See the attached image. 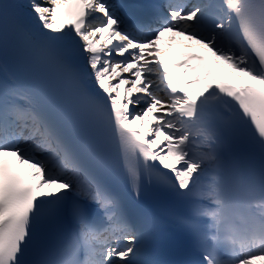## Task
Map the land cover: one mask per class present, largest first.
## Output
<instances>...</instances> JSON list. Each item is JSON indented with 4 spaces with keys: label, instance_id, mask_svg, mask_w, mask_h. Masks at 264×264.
I'll return each instance as SVG.
<instances>
[{
    "label": "bare ground",
    "instance_id": "obj_1",
    "mask_svg": "<svg viewBox=\"0 0 264 264\" xmlns=\"http://www.w3.org/2000/svg\"><path fill=\"white\" fill-rule=\"evenodd\" d=\"M60 1L62 0H53V2L51 3H46L47 0H21L16 4L17 10L23 16L25 22L30 26V31L33 37L36 40L41 41L50 52L57 54H61L64 43L69 42L73 38L71 30L64 28L67 19L62 15L61 7L59 6ZM86 1H88V3L94 4L103 3L104 0ZM35 7L36 9H34ZM59 20H62V23L64 24L63 27L61 26ZM164 32L166 33L157 35L154 39L148 40L146 43H143L142 46H136L132 48L131 53L136 54L135 60L137 63L136 65H138L137 68L126 67V65L120 68L118 66L116 69L111 70L102 68L103 70H105V76H115L117 78H115V80H113L112 82H105V78L101 79V82L96 87V89L101 95V98H108L112 101H115L121 107V112H119V114L125 125L139 131V126L135 122H133V120H131L130 114L133 112H130L128 101L131 98V95L133 97L134 95L140 96V94L134 92L137 89L132 87L133 83L130 84L129 88L125 90L123 81H125L127 77H130V79L133 78L138 81L137 69H140V67H144L140 65H149V68L152 69H148V71L152 72H144L142 73V76L150 75L151 77H153V82H155L158 75V70L155 67V63L156 56L160 50V47L170 46L175 41L181 40L183 38V35H186L184 37H186V40H189L190 43H203L201 45H203L205 49L210 51L215 58H219L221 61L227 60L229 67L223 66L219 72V77L221 79L230 81L240 93L251 94L258 89L260 83L257 81V79H253L249 77L248 74H245V72H252L254 64L253 61H251V57H253V55L249 52L248 47L234 48L233 45L227 47V49H222L216 44L211 43L210 40L205 37H200V39H204L202 42H200V39L198 37L203 36L201 34L202 32L199 30L190 29L189 26L183 24H176L171 31ZM75 40L76 39L74 38V41ZM240 50H243L244 54L241 56H237L236 52ZM124 52H126V49L120 51V54ZM113 57L115 58V56ZM248 58L250 59V61L248 60ZM141 60H145L146 63H141ZM238 67H241V69L243 70L241 72L243 75L238 76L236 74V71H239L237 70ZM130 71H132V74L130 73ZM88 72L90 73L91 70L88 69ZM113 73L115 74L113 75ZM115 81H119L120 86H122V92H120L118 96L116 95L117 93H115L116 91L111 90V87ZM127 84H129V82H127ZM144 87L147 90V94L151 97V95L153 94L152 88L149 86V84H146V86ZM131 89H133L132 93L127 91H131ZM123 102L127 104L124 110ZM0 104L7 105L14 110H16L18 107H25L27 110H30L31 113L35 115L36 118H38V120L46 119L42 109L36 103L34 98L25 90L23 86H21L12 78L10 72L3 62L1 55ZM153 105L154 107L150 110V114H168L169 116H171V120L175 122L176 127L174 131V138L176 139L175 142L178 144L181 143L180 148H173L172 146H170L164 149V147H161L158 143H153V145L151 146V144L149 143V130L147 132L143 131L142 133H140L142 140L147 145L151 146L157 166L165 172L172 173L173 176L176 177L177 181L185 186L191 185L195 182L205 184L208 196V201L206 203L207 210L212 213L214 217H221L225 212L226 203L224 200L225 195L220 191L219 185L220 177H222L225 173L227 165L223 164L221 161H217V159H214L212 155L215 143L214 139L208 136V133L215 127H211L198 137H194L195 131H189L183 128V123L179 119V113L174 104L167 105L162 102H157ZM135 108L133 109L134 111H136ZM230 115L234 116L233 113H231ZM44 124L48 125V122H45ZM199 126H204L207 128V120L200 121ZM55 135L56 137L54 138L60 141L59 151L62 154L61 158L63 159L64 157H66V160L63 159L65 161L63 168L64 173L68 175L69 172H71L75 174L73 175L72 179L81 178L82 181L88 183L89 177H86L81 172L82 165L76 158L72 146L70 144H67L59 135V133ZM1 140H4V134H0V141ZM30 140L31 138L29 137L26 141H28V143L30 142V145L32 147L34 140ZM190 145H192L193 148L201 146V150L205 152L206 158L209 160L206 166L200 167V165L198 164L194 167L189 168L180 163L182 158H188L189 151H187V148ZM7 154L15 156L19 155L20 152L19 150L2 152L0 153V158ZM26 163L30 168L31 175L39 188V195L42 197L51 198V196H54L62 192L63 190L69 189L73 186V184L68 181H62L58 177H54L55 173L51 171L46 172V168H43L44 163L42 161L31 160ZM49 166H51V164ZM59 167H63V165L58 166L57 168ZM198 168H200V170H198ZM180 172L185 175H180ZM77 173L82 174L77 175ZM245 219L247 222L246 226L251 229L264 227V200L259 201L256 206L246 214ZM2 222L3 219L0 214V224ZM247 241L249 242L243 244V252H246L247 249L251 246L256 245L252 238ZM115 243L116 244H114L113 246L106 247V260L111 261L109 264H123L120 259L128 254L127 250L131 247L125 246L124 244L126 242L121 243L116 241ZM260 258H248L241 264H264V255H262L261 259Z\"/></svg>",
    "mask_w": 264,
    "mask_h": 264
},
{
    "label": "rangeland",
    "instance_id": "obj_2",
    "mask_svg": "<svg viewBox=\"0 0 264 264\" xmlns=\"http://www.w3.org/2000/svg\"><path fill=\"white\" fill-rule=\"evenodd\" d=\"M47 2L51 3L52 0H47ZM126 61H127L126 65L128 67L129 66L138 67V65H136L131 59H129V61L128 60ZM145 62H146L145 60H142L141 63H145ZM224 64L228 65L227 60H224ZM140 66H144V67L143 68L140 67V69L137 71L139 74L137 76V78H139V81H134L133 79H130V77H127L126 81L124 82L125 84L128 81H131V83L133 82L134 85H136L135 88H140L139 85H142V82L140 81V79L144 77L142 76V73L148 71L147 70L148 65H140ZM101 72L102 70H100L97 74L100 75ZM114 78L115 77L110 78V79L112 80ZM128 85L129 84H127V86ZM111 88H112L111 90L113 91L116 90L115 93H117V95L120 94L121 87H119V82H114ZM139 92H142V91H139ZM128 103H129V107L131 108V110L132 108L137 106V111L132 114V120L135 121L138 126H140L141 130L143 129L142 131L147 132L149 130L148 134H149V139L151 140L150 141L151 144L158 143L161 147H164V149L170 146H172L173 148L180 147V144L175 142L176 139L174 138V134H175L174 131L176 127L174 126L175 124L171 121V116H169L168 114L167 115L150 114V110L153 108V104L150 101L144 102V99L140 97L132 98L131 100L128 101ZM125 106H126V103H125ZM198 170H200V168H198ZM255 257L262 258V255H256L251 258H255ZM241 263L243 262H240L238 264H241Z\"/></svg>",
    "mask_w": 264,
    "mask_h": 264
}]
</instances>
